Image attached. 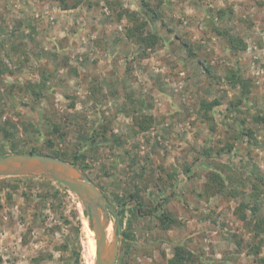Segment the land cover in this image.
<instances>
[{"label":"rangeland","instance_id":"374dc122","mask_svg":"<svg viewBox=\"0 0 264 264\" xmlns=\"http://www.w3.org/2000/svg\"><path fill=\"white\" fill-rule=\"evenodd\" d=\"M258 118L264 0H0V155H76L121 230L116 264L177 245L186 264H264ZM85 212L53 180L0 177V264H95Z\"/></svg>","mask_w":264,"mask_h":264},{"label":"water","instance_id":"95a60500","mask_svg":"<svg viewBox=\"0 0 264 264\" xmlns=\"http://www.w3.org/2000/svg\"><path fill=\"white\" fill-rule=\"evenodd\" d=\"M40 176L64 185L80 199L89 215L96 240L95 264H116L120 228L115 224L114 241L107 248L106 229L110 219L107 198L72 163L53 155L17 152L0 155V177Z\"/></svg>","mask_w":264,"mask_h":264},{"label":"trees","instance_id":"16d2710c","mask_svg":"<svg viewBox=\"0 0 264 264\" xmlns=\"http://www.w3.org/2000/svg\"><path fill=\"white\" fill-rule=\"evenodd\" d=\"M56 1H58L59 4H60L64 9H66V8H68V7H76V6L79 4V2H80V0H77V1L75 0V2H73L71 6H68V4H67V1H68V0H56ZM127 35H129V33H128ZM228 78H231V79H232V83H233L234 85H235L236 83L240 85V87H241V94L245 95V94L247 93L246 86H245V84L243 83L242 79L239 77V75H237L235 72H231V73L229 74ZM36 95H38L37 92H36ZM215 104H217L216 101L207 102V107H208V109H209V108H212ZM258 119H260V118H258ZM260 120H263V123H264V118H261ZM55 129H57V128H55ZM248 134L251 135L250 132H248ZM30 152H32V153H37L35 150H32V151H30ZM52 155H53V156H56V157H58V158H61V159H63V160L68 161V158H67L66 156H61V155L57 156V155H55V154H52ZM75 158H76V155L74 156V159H72L73 161H71L74 165H75ZM218 178H219V180L221 179L219 175H218ZM211 180H212V177H211ZM208 181H210V180H207V184L210 183V182H208ZM85 214L88 216V214H87L86 212H85ZM243 218H244V217H243ZM158 219H159V221H160V224H161L163 227H166V228L174 227V226L178 225V223H179L178 220H177V218L174 217V216H172V215H171L170 213H168V212H162V213L158 216ZM259 223L262 224V223H264V222H263L262 219H260L259 221H257L256 226H257ZM262 229H263V228H262ZM263 231H264V229H263ZM237 245H239V246L243 245V244H242V241H239V242L237 243ZM239 248H240V247H239ZM246 248H247V250H248L249 253H251V254H252V253H256V254H258V253L260 252V250H261V244H258V243H257V244H255V245L252 246V244H248V243H247V244H246ZM187 258H188V256H187V250H186L182 245H177V246H175L173 256H172V258L168 261V264H186V262H187ZM260 261H261L262 263H264V257L260 258Z\"/></svg>","mask_w":264,"mask_h":264},{"label":"bare ground","instance_id":"6f19581e","mask_svg":"<svg viewBox=\"0 0 264 264\" xmlns=\"http://www.w3.org/2000/svg\"><path fill=\"white\" fill-rule=\"evenodd\" d=\"M106 237H107L106 246L108 248L114 241V233L111 225H109L106 229ZM91 247L93 248V245Z\"/></svg>","mask_w":264,"mask_h":264}]
</instances>
